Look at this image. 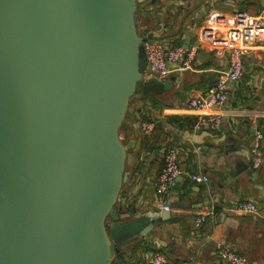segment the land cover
<instances>
[{"label": "water", "instance_id": "1", "mask_svg": "<svg viewBox=\"0 0 264 264\" xmlns=\"http://www.w3.org/2000/svg\"><path fill=\"white\" fill-rule=\"evenodd\" d=\"M143 1L0 0V264H113L170 216L117 205L129 104L173 87L143 78Z\"/></svg>", "mask_w": 264, "mask_h": 264}, {"label": "crops", "instance_id": "2", "mask_svg": "<svg viewBox=\"0 0 264 264\" xmlns=\"http://www.w3.org/2000/svg\"><path fill=\"white\" fill-rule=\"evenodd\" d=\"M137 12L142 41H158L165 47L187 41L197 51L189 65H169L166 79L173 80V87L150 94L158 106L150 104L148 95L139 101L138 109L151 110L150 132L140 128L144 121L136 109L122 125L120 137L130 146L127 179L117 205L134 210L125 211L123 220L160 210L155 189L168 146L177 148L183 173L161 198L171 206L170 216L156 222L146 237L127 241L114 261L152 264L158 252L166 257L163 264H228L216 254L222 244L244 255L245 264H264V140L259 168L252 167L250 151L255 131L264 135V32L253 38L243 56V73L228 85L222 107L187 106L190 97L204 93L227 68V55L216 50L241 18L264 19V0H145ZM211 13L218 14L214 29L206 22ZM245 32L238 28L234 33L241 40ZM205 114H219L220 123L195 127L198 116ZM192 173H204L208 180L195 182L189 177ZM234 202H253L256 210L233 209ZM197 217L202 220L196 226Z\"/></svg>", "mask_w": 264, "mask_h": 264}, {"label": "built area", "instance_id": "3", "mask_svg": "<svg viewBox=\"0 0 264 264\" xmlns=\"http://www.w3.org/2000/svg\"><path fill=\"white\" fill-rule=\"evenodd\" d=\"M208 29H214L218 26V14L211 13L206 18ZM241 29L246 31L240 40L235 30ZM234 32L227 35L216 52L225 53L228 57V66L222 71L215 82L207 88V90L197 96H192L187 100V106L195 109H211L222 107L227 99L226 89L232 82L237 81L243 73V56L248 52L253 38L264 32V19L261 17L244 16ZM145 51L146 62L149 68H146L143 73L144 79H154L157 81L165 80L169 75V65L178 63L181 66L189 65L196 55V47H186L182 44L165 47L162 43L154 40L142 41ZM260 112V111H259ZM264 115V111H261ZM217 126L220 123L219 114L200 115L194 122L195 127H200L203 124ZM140 128L144 132H150L153 128L152 122L144 121L140 124ZM264 135L261 130H256L254 133L251 145V164L253 168H259L263 163L262 142ZM197 150L200 147L196 148ZM183 173L178 161V150L175 146H168L165 149L163 156V166L157 176L156 194L159 196V208L171 210V206L167 203H162V196L173 186L176 178ZM190 179L195 182H206L208 176L204 173H192ZM233 209L243 211H255L256 205L253 202H234ZM202 218L195 219V225H199ZM217 256L228 264H245L246 257L235 250L219 244L216 249ZM166 262V257L162 253H155L152 257V264H163Z\"/></svg>", "mask_w": 264, "mask_h": 264}, {"label": "trees", "instance_id": "4", "mask_svg": "<svg viewBox=\"0 0 264 264\" xmlns=\"http://www.w3.org/2000/svg\"><path fill=\"white\" fill-rule=\"evenodd\" d=\"M138 8H139V5L137 6V11H138ZM140 35V34H139ZM145 39L143 38V41H144ZM148 96H150V94L148 95ZM152 96V95H151ZM149 97V102H150V104L152 105V106H158L159 104H158V100H156L155 98H153V97ZM146 97V96H145ZM144 99V96L143 97H141V99L140 98H138V99H133L132 101H131V103L129 104V108H128V111H127V114H126V117L128 116V113H130V111H132V110H134V109H136V110H138V112L141 114V118H142V120L143 121H152L153 120V117H152V113H151V110L150 109H146L145 107H141V108H134V109H131L132 107V104H135L136 102H138V101H141V100H143ZM152 106H150L151 108H152ZM155 109H157V107L155 108ZM125 117V118H126ZM124 123V122H123ZM123 125V124H122ZM122 125L120 126V128H119V130L120 129H122ZM119 210L121 211V212H125V211H131V212H133L134 210H130V209H128V207L126 208V207H124V206H120L119 207ZM113 264H119V262H118V260H115L114 262H113Z\"/></svg>", "mask_w": 264, "mask_h": 264}, {"label": "rangeland", "instance_id": "5", "mask_svg": "<svg viewBox=\"0 0 264 264\" xmlns=\"http://www.w3.org/2000/svg\"><path fill=\"white\" fill-rule=\"evenodd\" d=\"M140 104H141V103H140L139 101L136 102L135 104H132V106H131L132 108H131V109H134L135 107L140 106ZM122 134H123V131H122V129H120V130H119V135L122 136Z\"/></svg>", "mask_w": 264, "mask_h": 264}]
</instances>
